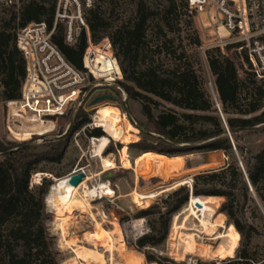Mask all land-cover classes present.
Returning <instances> with one entry per match:
<instances>
[{"label":"trees","instance_id":"trees-1","mask_svg":"<svg viewBox=\"0 0 264 264\" xmlns=\"http://www.w3.org/2000/svg\"><path fill=\"white\" fill-rule=\"evenodd\" d=\"M104 1L92 0L88 8H83L90 41H98L99 30H105V19L102 16ZM163 2L158 11L145 0H136L135 26L127 28L122 25L113 35L107 36L117 53L123 50V63L120 66L124 81L118 83L127 97L141 102L146 116L145 124L130 118L132 124L143 134H153L158 138L157 141L139 139L128 144V147H136L140 154L154 152L169 157H179L187 152H195L204 158L213 154L215 162H220L221 156L228 153L231 161L219 169L196 173L191 186L181 184L165 198L138 209L136 217L147 219L154 215L156 220L147 221L148 231L134 240L133 247L143 254L148 263L153 264H264V257L258 259L248 249L253 227H243L238 220L232 219L234 206H239L247 198V180L254 195L260 201L264 199L261 191L264 188V147L244 160L242 153L245 148L236 143L235 137L236 133L264 125V102L260 101L264 97V79H257L253 73L239 77V64L223 55L219 48L209 50L208 64L214 76V89L220 104V108H216L184 46L179 44L180 49L177 51L172 47L174 38L167 36V32L175 33L180 30L182 15L186 9L189 11L186 0ZM55 10L54 2L47 7L41 2L28 0L18 13L11 12L9 20L15 19L18 14L20 22L17 28L31 22L44 21L48 29H52ZM61 22L59 19L56 21V26L59 30L62 29L61 34L53 31L51 41L71 65L82 69V55L87 44L85 32L82 29L77 40L68 43L64 39L65 28ZM185 22L189 23L187 20ZM151 27L155 28L153 53H146L144 63L138 64L136 47L139 42L146 40ZM17 28L11 27L10 21L0 25V81L15 88L16 98L20 95L17 87H21L25 76L24 59L15 45ZM114 35L117 39H114ZM195 42L200 43L198 37ZM161 53L171 60L170 64L164 65L160 62ZM154 54H157L156 61ZM243 56L246 60V56ZM88 62L84 57L87 67ZM5 65L9 66L8 74L4 73ZM106 68L108 66L104 70ZM92 71L97 77H104V71ZM246 81L251 88L246 85ZM245 89L242 97L241 93ZM249 92L251 99H247L246 94ZM159 101L172 107L162 108L154 114L152 108H156ZM79 113L76 117L81 116ZM87 122L88 118L84 115L71 130ZM226 129L233 143L235 142L237 157L233 154V146ZM89 134L98 137L103 132L99 128H93ZM66 147V138L56 140L45 151H36L32 141H0V264H58L57 252L53 249L52 238L44 224V199L48 192V182L42 178L40 184L30 186V179L32 174L43 171L39 169L41 162H59ZM109 149L108 145L105 151ZM155 178L150 177L149 180ZM139 182L143 180L140 179ZM190 194L202 197L216 209L219 206L216 196L225 198L219 206V213L232 219L230 226L235 231L226 258L175 260L166 254L151 251L150 248L165 242L171 216L185 205Z\"/></svg>","mask_w":264,"mask_h":264},{"label":"rangeland","instance_id":"rangeland-1","mask_svg":"<svg viewBox=\"0 0 264 264\" xmlns=\"http://www.w3.org/2000/svg\"><path fill=\"white\" fill-rule=\"evenodd\" d=\"M27 1L28 0H0V25L10 21L11 27L17 28L20 22V15L17 14L15 19L9 20L11 12L18 13L20 7ZM35 1L41 2L47 7L54 2L56 13L58 12L61 16H64L60 19L55 13V21L52 27L54 33L61 34L62 32V29L59 30V27L56 26V21L59 19L62 20L61 24L65 29L67 24L71 23L76 40L82 29L85 32L86 41L87 35L90 37L88 27L86 29V27L82 26L80 21L82 19L85 23L84 16L86 14L83 8H88L92 0H90V2L89 0ZM135 1L136 0H105L102 3V16L105 19L106 25L105 30H99L97 36H100V39L98 41L91 40V45L86 44V48L82 55V67L83 56L85 55L86 59L89 61V67L97 73L104 71V77H97L92 70L91 72L89 71L88 84L92 85V97L86 99L79 107L69 109L63 118H55L52 123H45V121L40 122L36 117H28L24 120L14 104L17 99L15 97V88L13 86L9 87V85L3 84L0 81V141L13 143L32 141L36 151H45L51 144L55 143L56 140L67 139V147L61 160L59 162H41L39 169L43 171L37 172L45 173L46 176H44V178L48 182V192L44 199L46 213L44 224L52 238L53 249L57 252L56 258L58 264H83L84 262L76 257V253L92 262L91 264H153L148 263L143 254L133 247V242L139 236L141 227H143L144 230L148 228L147 221L154 222L156 216L150 215L147 219L138 218L135 216L138 209L165 198L168 193L179 186L164 190L155 195L159 190L166 189L181 180H186L188 178L192 179L193 176L200 171L219 169L221 166L231 161V157L228 153H224L221 156L222 160L220 162H215L213 154H208L210 156L204 158L202 155H197L195 152H187L182 156L173 157L172 170L168 176H165L161 167L156 164L152 165L151 172L149 171L146 174H142L141 163L137 160L141 152L136 147H128V145L126 149L127 157L131 161L133 169L122 167L120 152L122 144L119 141L111 140V144H108L110 149L107 151H105V149L108 145L105 147L103 150L104 158L107 159L105 162H100V160L91 156L92 144L91 141L90 143L88 141L90 137L88 131L98 126L95 116L101 107L115 106L122 115L128 118L131 124L130 118L138 123L145 124L147 122L146 116L141 108V102L127 97L126 93L123 91V87L118 83L124 81L120 66L121 63H123V50L117 53V50L111 45L107 37L113 35L122 25L127 28H133L135 26ZM145 1L150 3L158 11L161 8V4H164V0ZM155 20L152 23L153 25ZM186 20L189 22L188 24L185 22ZM179 27L180 30L178 32H167V36L174 38L172 47L179 51V44L184 46L190 60L203 80L204 87L211 95L214 106L220 108L214 89V76L211 73L207 59L209 56L208 51L211 50L207 48L210 43L207 36L208 32L203 30L200 19L195 18L187 9L185 14L182 15ZM154 31L155 28L151 27L148 30L146 40L144 42H139L136 47V61L138 64L144 63L143 61L146 60V53H149L148 55L153 53V41H155ZM196 37H198L200 45L195 42ZM114 39H117L115 35ZM172 47L169 49H172ZM231 53L232 52L227 51V55ZM223 55L226 56V54ZM230 56L237 60L235 53H232ZM156 58L157 54H154L155 61L157 60ZM159 59L164 65L171 63V60L163 53H161ZM105 66H108V68L104 70ZM4 69V73L8 74L9 66L5 65ZM247 83L248 81H246V85H248ZM248 87L251 88V85H248ZM20 89L21 87H17V91H20ZM245 91L246 89L242 91V97ZM250 93L251 92L246 94L247 99H251ZM98 95H112L113 98H105L96 103H92V99ZM260 101L261 103L264 102V97ZM216 104H218V106ZM170 107H172L170 104L159 101V105L156 108H152V111L156 114L160 109ZM262 109H264V107H262ZM80 110L83 113L80 112ZM7 111L8 115L11 112L15 113L14 117L9 118L11 132L7 130L6 126ZM78 113L81 116L76 117ZM84 115L88 118V122L82 125L92 123L94 120L95 126H86L84 129L85 135L83 132H80L75 137L74 132L76 129L71 130V128ZM70 121L71 126L69 130L66 131V126ZM132 125L136 128L135 132H131L135 141L143 138H147L149 141L158 140L153 134H143L138 127L134 124ZM99 129L104 134L103 128L100 127ZM95 137L96 136H94V138ZM235 137L236 143L245 148L244 153H242V157L245 160L250 157L251 153H256L264 147V125L255 129L236 133ZM75 139L79 147L76 145ZM232 150L235 157H237L236 151L233 148ZM1 157L0 154V158ZM206 160L212 161L209 163H202ZM111 165H113V168H110ZM77 167H83L88 171L89 175L98 174L93 176L86 186L94 187L99 182L109 180L110 187L113 189L114 193L112 196L107 195L102 198H97L96 196L87 197L85 196L86 187H83L76 194L80 202L72 203L70 209L65 211L62 210L64 205L60 206L59 209H55L54 207L53 209L50 208L46 197L51 186L55 183L54 180L69 177L67 174ZM110 171L112 173H108ZM154 176L156 177L155 180H149L150 177ZM32 179L33 185H37L38 182L36 177L33 176ZM140 179L143 180V182H139ZM183 185L191 186L187 183ZM133 190H137L140 194H152L153 197L148 198L146 201L145 199H141L140 202L136 195L132 193ZM261 191L264 196V188H262ZM216 197V202L217 204L219 203L220 206L225 198L221 196ZM217 204L215 203L214 205L217 206ZM219 206L217 209L215 208L218 212H220ZM183 207L184 205L174 214L181 212ZM232 211V219L238 220L243 227L252 226L254 229L251 232L248 249L252 251L258 259L264 257V199L260 201L254 195L253 191L248 188L247 198L243 200L239 206H234ZM221 214L224 217L223 224L212 235L201 234L200 237H195L196 243L194 244L190 242H180L178 239L172 240L168 237L173 218L172 215L165 242L155 248H150L151 251L158 254H166L175 260L189 261L195 258H226L230 241L234 237L235 231L232 230L230 226V224H232V219L224 213ZM61 218H63L62 227H59ZM139 219L142 220L139 222L137 228L130 230L129 225ZM190 219H188L187 224L194 221V219H191V221ZM219 219L220 218H217V220ZM180 231H183L182 233L189 232V230L185 229Z\"/></svg>","mask_w":264,"mask_h":264},{"label":"built area","instance_id":"built-area-1","mask_svg":"<svg viewBox=\"0 0 264 264\" xmlns=\"http://www.w3.org/2000/svg\"><path fill=\"white\" fill-rule=\"evenodd\" d=\"M186 3L190 13L200 19L203 30L208 32V49L219 48L222 54L240 64L239 77L253 73L257 79H264V0H186ZM56 16L60 19L64 17L58 12ZM80 22L87 29L82 19ZM52 33L53 29H48L44 21L31 22L15 30V45L24 59L25 76L14 104L24 120L36 117L40 122L52 123L55 118H63L69 109L79 107L93 94L92 85L88 84L91 68L84 64L85 55L82 69H76L53 44ZM64 39L68 43L76 40L71 23L66 26ZM90 43L87 35V44ZM227 51L235 53L237 60L230 56L232 53L227 55ZM14 116L15 113L8 115L7 111L6 126L9 132V118ZM90 125L95 126L94 120L76 129L75 137L80 132L85 135L84 129ZM70 126L71 121L66 131ZM93 138L90 135L89 143ZM74 141L79 147L77 140ZM77 172L88 173L83 167H77L67 175L70 177ZM33 176L40 184L46 174H32L30 186L33 185ZM105 182L110 186L109 180ZM106 196L99 193L96 197ZM147 231L148 228L144 230L141 227L139 236Z\"/></svg>","mask_w":264,"mask_h":264},{"label":"bare ground","instance_id":"bare-ground-1","mask_svg":"<svg viewBox=\"0 0 264 264\" xmlns=\"http://www.w3.org/2000/svg\"><path fill=\"white\" fill-rule=\"evenodd\" d=\"M95 120L97 125L103 128L104 134L91 140V156L93 158H97L100 160V162H105L107 159L104 158L103 150L111 140L119 141L122 144V149L120 151L122 167L133 169L132 163L127 157L126 149L128 144L135 141L134 137L131 135V132H135L136 128L129 122L125 115H122L119 112L118 108L115 106L101 107L95 116ZM137 160L141 163L142 174H146L149 171L151 172L152 165L156 164L161 167L164 175L168 176L173 167V157L154 152H144L137 157ZM110 168H113V165H111ZM96 175L98 174L89 175V173H87L76 185L69 183L70 177L55 179V183L51 186L46 197L50 208L53 209L54 207L55 209H59L60 206L64 205L62 210L65 211L70 209L72 207V203L80 202V200L77 199L76 194L83 187H86L85 196L87 197L97 196L99 193L112 195L113 189L108 186L105 181L99 182L97 184L99 187L86 186L88 181H90L92 177ZM191 182V178L181 180L180 182H176L166 189L162 188L163 190H159V192H157L155 195L164 190L176 188L181 184L187 183L191 185ZM132 193L136 195L138 201L141 199H145L146 201L148 198L153 197L152 194H140L137 192V190H133ZM196 203H200V207H197ZM190 218L194 219V221H192L190 224H187L188 219ZM217 218L220 219L217 220ZM141 220L142 219L134 221L133 224L129 225L130 230L136 229ZM62 221L63 218L60 220L59 227H62ZM223 221V215L217 212V210L211 204H209L200 196L190 194L188 201L185 203L181 212L173 215L168 237H170L172 240L178 239L180 242H190L191 244H194L196 243L195 237H200L201 234L212 235L223 224ZM182 229L189 230V232L182 233L183 231H180ZM76 257L85 264L92 263L89 260L81 257L78 253H76Z\"/></svg>","mask_w":264,"mask_h":264},{"label":"water","instance_id":"water-1","mask_svg":"<svg viewBox=\"0 0 264 264\" xmlns=\"http://www.w3.org/2000/svg\"><path fill=\"white\" fill-rule=\"evenodd\" d=\"M105 98H113V96L112 95H98V96H96V97H94L93 99H92V103H96V102H98V101H101V100H103V99H105ZM226 131H227V134H228V136H229V138H230V142H231V144H232V146H233V149H235V146H234V143H233V141H232V139H231V137H230V134H229V131H228V129H226ZM241 165V164H240ZM84 177V174L82 173V172H77V173H74V174H72L71 176H70V178H69V183H71V184H73V185H76L77 183H79V181L82 179ZM247 184H248V186H249V188H250V190H251V186H250V183H249V181L247 180ZM196 206L197 207H200V203H196Z\"/></svg>","mask_w":264,"mask_h":264}]
</instances>
